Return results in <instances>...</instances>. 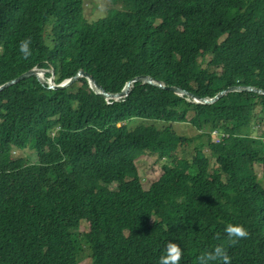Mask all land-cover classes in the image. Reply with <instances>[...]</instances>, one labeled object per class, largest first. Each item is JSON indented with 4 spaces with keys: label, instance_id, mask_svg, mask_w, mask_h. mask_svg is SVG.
Returning a JSON list of instances; mask_svg holds the SVG:
<instances>
[{
    "label": "trees",
    "instance_id": "1",
    "mask_svg": "<svg viewBox=\"0 0 264 264\" xmlns=\"http://www.w3.org/2000/svg\"><path fill=\"white\" fill-rule=\"evenodd\" d=\"M85 8L0 0V85L37 67L52 68L55 83L83 69L111 93L143 74L199 97L264 89V0H110L94 19ZM48 85L32 75L0 90V264H78L85 255L91 264H159L169 241L183 250L180 264H199L220 244L231 264H264L255 169L264 178V94L229 91L207 104L140 81L119 99L84 76ZM183 122L199 133L179 134ZM205 147L219 167H209ZM27 149L34 161L15 154ZM144 153L164 160L148 189L135 163ZM228 224L250 236L230 246Z\"/></svg>",
    "mask_w": 264,
    "mask_h": 264
},
{
    "label": "rangeland",
    "instance_id": "2",
    "mask_svg": "<svg viewBox=\"0 0 264 264\" xmlns=\"http://www.w3.org/2000/svg\"><path fill=\"white\" fill-rule=\"evenodd\" d=\"M85 1V11L90 16L91 19L97 18L100 16L106 7L110 5V0H84ZM104 15V14H103ZM47 81H50V78H47ZM176 131L188 138L195 137L199 131L189 122L176 123L174 124ZM264 130V124L258 127L257 132L260 133ZM214 136V134H213ZM212 138V133H211ZM206 138L202 137L199 140L187 141L183 146L180 147L183 154H190L194 152V147L197 144L205 143ZM205 153L207 155V160L209 163V167H219V165L215 162V157L212 152L205 147ZM16 155L24 156L27 161H34L36 159V152L31 149L23 150V151H15ZM137 170L141 179L142 186L145 189H148L153 181L158 179L163 172L162 164L164 163L163 159H158L156 155H151L150 153H144L137 157L136 161ZM220 168H222L220 166ZM255 169L258 173V176L261 180L262 186L264 185L263 173L260 165L256 164ZM89 228V221L86 219H82L80 224L75 228L78 231H87ZM91 257L88 255L83 256L82 260L78 264H91Z\"/></svg>",
    "mask_w": 264,
    "mask_h": 264
},
{
    "label": "water",
    "instance_id": "3",
    "mask_svg": "<svg viewBox=\"0 0 264 264\" xmlns=\"http://www.w3.org/2000/svg\"><path fill=\"white\" fill-rule=\"evenodd\" d=\"M39 71H42L43 73H45L47 71L51 72L52 75L50 77V81H48V84H49L48 87L49 88H65V87L69 86L71 83L78 80L80 77L84 76L88 79L90 87L95 92L101 94L105 98H114V99H117L119 97H123V96L127 95L128 92L130 91L131 87H132L133 82H136V81H140L143 83H150V84H154V85H157L159 87H162V88L170 89L179 95L188 96L189 98H191L195 102L207 103V104L213 103L214 101H216L217 99H219L221 96H223L224 94H226L229 91H246L247 90V91H255L259 94H264V89H261V88L255 87V86L233 85V86H229L228 88H226L224 90L219 91L213 97H199V96L195 95L194 93L189 92V91H187V90H185L179 86L165 85L162 81L154 79L153 77L146 75V74L135 76L134 78L128 80L125 83V85L121 91L111 93V92H107L99 83L96 82V80L93 78V76L91 74L87 73L83 69H79V71L75 75H73L70 78L65 79L63 82L57 84V83H55L54 78H53L54 70L52 68L46 69V68H37V67L29 69V70L21 73L20 75H18L16 78L8 80L7 82L1 84L0 90H2L4 87H6L10 84H13L14 82H17L21 79L30 77L32 75L36 76L39 79V81L45 82L46 81L45 77L39 75V73H38Z\"/></svg>",
    "mask_w": 264,
    "mask_h": 264
},
{
    "label": "clouds",
    "instance_id": "4",
    "mask_svg": "<svg viewBox=\"0 0 264 264\" xmlns=\"http://www.w3.org/2000/svg\"><path fill=\"white\" fill-rule=\"evenodd\" d=\"M31 43V38L27 37L22 40L19 44V52L23 55L24 59H28L32 55V50L30 47ZM45 79L46 82H48L47 78ZM225 233L227 234L228 243L230 246H235L240 242V240L246 239L250 236L248 229L240 224H228L225 228ZM182 256L183 250L180 245L175 242L169 241L166 246L165 254L160 257L159 264H180ZM198 259L199 264H214V262L215 264H231L232 258L228 253V248L225 247L223 244H220L217 245L214 250L202 253Z\"/></svg>",
    "mask_w": 264,
    "mask_h": 264
},
{
    "label": "built area",
    "instance_id": "5",
    "mask_svg": "<svg viewBox=\"0 0 264 264\" xmlns=\"http://www.w3.org/2000/svg\"><path fill=\"white\" fill-rule=\"evenodd\" d=\"M213 134H214V136H213ZM212 136H213V139H214L215 141H219V133H218L217 131H214V132L212 133Z\"/></svg>",
    "mask_w": 264,
    "mask_h": 264
},
{
    "label": "bare ground",
    "instance_id": "6",
    "mask_svg": "<svg viewBox=\"0 0 264 264\" xmlns=\"http://www.w3.org/2000/svg\"><path fill=\"white\" fill-rule=\"evenodd\" d=\"M39 73V75H41V76H44L45 75V73H43L42 71H39L38 72ZM117 99H119V98H117ZM192 100V99H191ZM193 101V100H192Z\"/></svg>",
    "mask_w": 264,
    "mask_h": 264
}]
</instances>
